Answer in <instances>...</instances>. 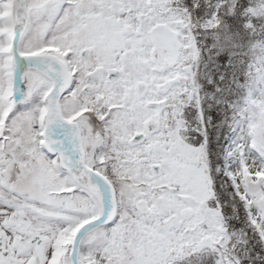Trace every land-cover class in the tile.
Wrapping results in <instances>:
<instances>
[{"label":"snow or ice","instance_id":"1","mask_svg":"<svg viewBox=\"0 0 264 264\" xmlns=\"http://www.w3.org/2000/svg\"><path fill=\"white\" fill-rule=\"evenodd\" d=\"M0 264H264V0H0Z\"/></svg>","mask_w":264,"mask_h":264}]
</instances>
